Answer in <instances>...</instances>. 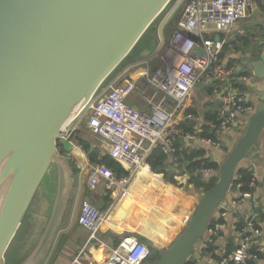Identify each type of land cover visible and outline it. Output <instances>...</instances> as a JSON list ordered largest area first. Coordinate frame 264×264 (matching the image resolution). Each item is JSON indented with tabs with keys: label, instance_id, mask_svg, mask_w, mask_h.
Segmentation results:
<instances>
[{
	"label": "water",
	"instance_id": "95a60500",
	"mask_svg": "<svg viewBox=\"0 0 264 264\" xmlns=\"http://www.w3.org/2000/svg\"><path fill=\"white\" fill-rule=\"evenodd\" d=\"M176 1L120 0L110 20L89 27L82 20L91 0H0V160L13 154L0 183L2 187L10 174L0 203V264L52 164L68 159L60 149L73 151V142L65 138L73 122ZM189 37L197 44L191 57L202 56L200 38ZM250 67L254 83L264 80V47ZM263 132L261 100L231 151L225 154L214 148L221 163L218 180L202 194L170 247L160 249L157 264L187 263L217 209L229 207L237 171L248 157L259 154ZM70 165L77 168L74 161ZM190 186L187 182L183 190ZM63 197V190H58L44 243L56 231Z\"/></svg>",
	"mask_w": 264,
	"mask_h": 264
},
{
	"label": "crops",
	"instance_id": "0c3cea01",
	"mask_svg": "<svg viewBox=\"0 0 264 264\" xmlns=\"http://www.w3.org/2000/svg\"><path fill=\"white\" fill-rule=\"evenodd\" d=\"M180 1L177 0L172 5L159 23L151 29L152 31L146 34L136 48L135 54L109 78V84L138 83L140 89L130 94L126 101L141 110H149V104L143 99L139 102L136 96L160 94V91L148 81L149 73L157 69L168 70L172 68V61L165 54V45L169 43L174 30L178 27L184 7L189 0H185L180 4L182 9L174 12V8L178 6ZM261 17L263 20L260 19ZM260 22L264 26V13L254 6L251 17L236 24L230 32L221 35L223 38L232 39L235 43V46L230 44L232 51L228 56V58L236 60V64L233 67L237 71L247 67L251 72L249 81L246 83L247 89L240 92H243L247 103L254 108V111L249 114L239 115L238 123H235L231 129L221 132L215 139L220 144L217 149L225 154L231 151L239 137L245 132L248 117L257 112V105L261 100H264V80L253 82V74L250 67V62L253 59L244 46L245 38L249 37L251 39V34H254V24ZM237 47L240 49L237 50ZM157 54L158 56L154 60L153 56ZM231 80L216 81V84L222 91L227 88ZM209 82L210 80H207L199 85L204 87L205 90H201V88L193 90L184 111L177 119L178 128L182 122L189 121L194 127L192 133H195L201 132L204 125H209L210 122L205 119L206 113L211 106L212 110H218L221 104L219 94L209 93L206 89L211 88V83ZM83 119L87 120L85 117ZM79 122L82 121L79 120ZM84 126L85 128H81L77 125L70 138L74 144V149L71 153L65 152L62 148L60 149V154H66L68 159L64 161L61 159L55 160L52 164L43 186L33 200L26 218L6 251L4 264H75V258L83 247H85L86 253L94 260L95 264H103L111 250L117 248L126 236L135 237L148 248L152 246L158 249L169 248L178 236V232L182 228L178 217L180 215L178 211L172 210L173 208L169 206V199L173 198V192L183 188L190 180V173L179 174L178 171L182 165V167H185L186 164L184 165V162L181 163L180 160L177 163H172L171 173L176 172L174 175L176 183H171L163 175L153 172L159 175L163 183L167 185V188L163 190L152 186L148 187L144 182L137 184L134 181L137 173L127 181L129 174L118 178L110 170L116 176L115 183L109 185V182L102 178L99 186L95 191H92L88 186V177L90 168L95 164L91 162L90 154L94 149L99 151L100 157L108 155V153L106 143L94 136L87 128L86 123H84ZM94 138L96 141L93 140ZM79 139L82 142H79ZM179 140V145L182 149L188 152L195 149H203L205 152L204 158H209L221 166L218 154L214 152L216 147L207 145L199 139L191 141L183 138ZM262 140L259 154L254 157H248L244 162V166L249 168L256 178V188L252 192L251 199L237 202L235 206H232L231 203L229 207H224L226 209L219 208V211L217 209L215 217H218L225 210L227 212L224 218L227 227L222 231V236L217 241L218 254H200L197 257L196 264H219L220 256L233 251L236 247V242L232 226L239 219L247 218L252 210L257 213L258 223H260L264 231V140ZM84 142L90 145L87 151L83 147ZM71 161L77 164V168L71 167ZM169 162H173V160L170 158ZM145 165L139 173L149 178L151 173L147 170V165V168ZM205 169L211 170V172H204L205 179L208 178V175L215 173L211 167ZM122 182H125V184L121 185ZM176 186L179 188H176ZM58 190H63L64 195L62 212L54 235L48 242L44 243V232L48 226L50 210H52ZM145 190H148L147 194L153 192L155 195L153 201H148L141 197L140 192L143 191L144 193ZM233 192L236 191H232L234 196ZM86 199L97 204L100 209L107 213V218L97 233V239L91 241L88 240L87 230L78 224L80 205ZM168 220L175 222H168ZM22 226L24 229L19 234ZM9 251H11V254H9ZM148 257L142 264H149L147 263ZM253 264H264V253L258 256L257 260L253 261Z\"/></svg>",
	"mask_w": 264,
	"mask_h": 264
},
{
	"label": "built area",
	"instance_id": "2783aa9c",
	"mask_svg": "<svg viewBox=\"0 0 264 264\" xmlns=\"http://www.w3.org/2000/svg\"><path fill=\"white\" fill-rule=\"evenodd\" d=\"M253 10V0H189L178 27L174 30L169 43L165 45V54L172 61V68L157 69L148 75L150 84L160 91L159 95H142L143 100L149 104V110H141L126 101L130 94L140 89L138 83L108 84L73 122L65 138L70 139L78 121L83 117L87 118L85 122L87 128L106 143L108 155L129 172L127 181L146 164L147 158L159 144H162L164 153L172 157L177 137L191 141L199 139L217 148L219 142L208 136L200 137L198 135L200 131L191 133L179 129L177 119L184 111L193 90L207 80H210L213 93L219 94L221 100L217 110L219 124L212 125L216 135L237 124L239 115L254 111L243 93L233 87L237 82L247 83L249 76L238 75L235 82L232 73L237 72L236 68L227 69L220 58L226 43V38H221V35L230 32L236 24L251 17ZM189 34L200 38V44L204 49L202 56L191 57V52L197 44ZM216 36H219V40H215ZM228 79L232 80L227 88L221 91L216 81ZM201 170L205 173L211 172L210 169ZM102 178H105L109 185H113L116 180L114 173L103 165H93L89 171V188L95 191ZM255 180V174L252 173L250 184L252 190H242L244 184L235 183L232 191L236 192H233L234 198L230 201L232 206L237 202L251 199L256 188ZM215 215L201 242V247L204 249L213 246L214 254H218L217 241L227 227L223 220L227 212L225 210L218 217ZM106 218L107 213L95 203L89 199L82 201L78 224L87 230L89 241L97 239V233ZM244 220L243 227H238L239 220L232 226L236 247L232 252L220 256L219 264H253L259 254L264 253V231L258 223L257 213L252 210ZM252 244L257 247L256 254L250 251ZM149 254L150 249L145 244L135 237L126 236L117 248L111 250L103 264H142ZM75 264L95 262L83 247L75 258Z\"/></svg>",
	"mask_w": 264,
	"mask_h": 264
},
{
	"label": "trees",
	"instance_id": "16d2710c",
	"mask_svg": "<svg viewBox=\"0 0 264 264\" xmlns=\"http://www.w3.org/2000/svg\"><path fill=\"white\" fill-rule=\"evenodd\" d=\"M254 6L257 7V9L262 12L264 8V0H253ZM254 34H251V39L249 37L245 38L244 41V46L246 47L247 51H249L251 58L257 59L261 56V52L264 47V26L263 24L256 23L254 24ZM222 38V37H221ZM230 44H233L235 46V43L232 41V39H226V43L224 44V47L221 51L220 58L222 63L226 66L227 69L231 68L236 64V60L233 58H228L230 52L232 51ZM231 49V50H230ZM240 49L237 47V50ZM136 50V49H135ZM135 50L133 52H135ZM130 56V55H129ZM228 58V59H227ZM232 79L236 81V77L238 75H246L250 76L251 72L249 69L243 68L239 69L236 73H232ZM234 83V82H233ZM233 87L239 89V91H245L247 89L246 83L245 82H237L233 84ZM208 92H212V88L208 89ZM243 93V92H242ZM212 107V106H211ZM208 110L206 113L205 119L209 121V125H204L203 130L200 132V136H208L211 137L212 139H216L218 135L215 134L214 130L212 129V125L218 122L217 116L218 112L217 110H212V108ZM182 128V129H181ZM179 129L183 130L184 132H193L194 127L193 124H191L189 121H184L180 124ZM179 139H183V137H177L175 141V153L170 157L168 154H165L164 151L162 150V144H159L156 148L153 149L152 153L146 160V165L147 167L151 170H149L146 165L145 167L147 170L151 173V176L149 178H146L142 173H138L135 176V182L137 184H140L141 182H144L146 186L148 187H156L157 189L163 190L167 188V185L163 183L161 177L157 174L163 175L166 179H169L171 183H176L174 180V175L176 172H172V163L174 161L180 160V162H184V165L186 164L185 167H180L178 169L179 174L182 173H190L191 177L189 180V184L193 185L195 190L197 191H202L207 192L210 190L217 182L218 180V174L220 170V164L211 161L209 158H204L205 152L203 149H195L190 152L187 150H184L180 147L179 145ZM84 149L87 151L90 148V145L88 143H83ZM173 160V162H169V159ZM198 159V160H196ZM90 160L91 162H94V164H101L103 165L107 170H112L118 178L122 176H127L129 172L125 170L118 162H116L110 155H105L103 157H100L99 151L94 149L92 153L90 154ZM171 167V168H170ZM211 167L214 169L215 173L213 172L212 174L208 175V178H204V172H202L201 169H205ZM199 169L200 171H196ZM154 172V173H153ZM171 173V174H169ZM252 173L249 168H246L243 165L240 166V168L237 171V174L235 176V179L233 181L232 189H234V185L236 182H242L244 185L241 188L242 190H252L250 187L251 181H252ZM164 185V186H163ZM159 190V191H160ZM148 190H145L144 193L143 191L140 192V195L143 199L148 200V201H153L155 198V195L153 192L150 194H147ZM157 195V193H156ZM224 220V218H223ZM245 220L244 219H239L238 221V227H243L245 225ZM23 226L21 227V230L19 231V234ZM150 248V255L148 257V262L149 264H157V262L160 259V252L161 250L152 246H149ZM215 251V248L213 246H208L207 248L202 249L201 243L198 246V248L195 250L194 254L191 256V258L187 261L186 264H196L197 256L200 254L204 253H211L213 255ZM250 251L253 254H256L257 247L255 244H252L250 247ZM232 252V251H231ZM9 254H11V251H9ZM258 255V254H257ZM261 254H259L260 256Z\"/></svg>",
	"mask_w": 264,
	"mask_h": 264
},
{
	"label": "rangeland",
	"instance_id": "374dc122",
	"mask_svg": "<svg viewBox=\"0 0 264 264\" xmlns=\"http://www.w3.org/2000/svg\"><path fill=\"white\" fill-rule=\"evenodd\" d=\"M185 0H181L180 2H179V4H178V6H176L175 8H174V12H176L177 10H180V9H182V7H180L181 5L180 4H182L183 2H184ZM178 7H179V9H178ZM261 20H263V18L261 17L260 18ZM159 23V20H158V22H157V24ZM156 24V25H157ZM155 27V26H154ZM150 31H152V30H150ZM137 50V49H136ZM133 54H135L134 52H132L131 54H130V56H128V59L131 57V56H133ZM156 56H158V54L157 55H155V56H153L154 58V60L157 58ZM198 87H196V88H201V90H205L204 89V87H202V86H199V85H197ZM196 90V89H195ZM148 93V92H147ZM137 97V100L139 101V102H141L142 101V97L140 96V95H138V96H136ZM84 118V117H83ZM83 118H81L80 120L82 121V122H79L77 125L79 126V127H81V128H85V126H84V123H85V121L86 120H84ZM261 139H263L264 140V132L261 134ZM94 141H96V139L94 138L93 139ZM262 140V141H263ZM9 181H10V174L6 177V179L3 181V183H2V185L5 187L4 188V192L7 190V186L9 185ZM175 185V184H174ZM176 188H179L178 186H176ZM175 191V190H174ZM173 192V191H172ZM202 194H203V192L202 191H197V190H195L194 189V187L192 186V187H190L189 188V190H183V188H179L177 191H175V192H173L172 193V199L170 200L169 199V206H171L172 208H170V209H172V210H175L176 212L178 211V214L180 215V216H178L179 217V223H181L182 225H180V226H182V228H180V230H179V232H178V236H179V234L181 233V231L183 230V228L187 225V223L189 222V220H190V218H191V216H192V214L194 213V211H195V209L197 208V206H198V202L200 201V199H201V197H202ZM174 203V204H173ZM176 207V208H175ZM177 236V237H178ZM176 237V238H177ZM198 257V256H197Z\"/></svg>",
	"mask_w": 264,
	"mask_h": 264
},
{
	"label": "bare ground",
	"instance_id": "6f19581e",
	"mask_svg": "<svg viewBox=\"0 0 264 264\" xmlns=\"http://www.w3.org/2000/svg\"><path fill=\"white\" fill-rule=\"evenodd\" d=\"M119 2L120 0H91L82 22L89 27L98 26L107 22L116 13ZM12 155V151L8 152L0 160V183L5 177V170L9 165V161ZM143 166H141L138 172H136L137 174L142 170ZM4 188L5 187L3 185L2 187H0V203L3 198ZM168 222L174 223L175 221L168 220Z\"/></svg>",
	"mask_w": 264,
	"mask_h": 264
}]
</instances>
